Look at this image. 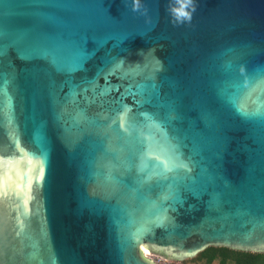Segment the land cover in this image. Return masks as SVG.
Masks as SVG:
<instances>
[{
    "label": "water",
    "instance_id": "1",
    "mask_svg": "<svg viewBox=\"0 0 264 264\" xmlns=\"http://www.w3.org/2000/svg\"><path fill=\"white\" fill-rule=\"evenodd\" d=\"M173 5L0 0V264L264 253V0Z\"/></svg>",
    "mask_w": 264,
    "mask_h": 264
},
{
    "label": "trees",
    "instance_id": "2",
    "mask_svg": "<svg viewBox=\"0 0 264 264\" xmlns=\"http://www.w3.org/2000/svg\"><path fill=\"white\" fill-rule=\"evenodd\" d=\"M192 260L203 264H264V253L242 252L224 247H209Z\"/></svg>",
    "mask_w": 264,
    "mask_h": 264
},
{
    "label": "snow or ice",
    "instance_id": "3",
    "mask_svg": "<svg viewBox=\"0 0 264 264\" xmlns=\"http://www.w3.org/2000/svg\"><path fill=\"white\" fill-rule=\"evenodd\" d=\"M45 55H48L47 53ZM52 63H57V57L55 54H52ZM119 65L116 66V69L114 70H119ZM111 74V73H110ZM0 91H3V85H0ZM85 92L88 91V89H84ZM107 94V89L103 90L101 92V95H106ZM73 102H75V99L73 98ZM258 104V107L256 108V110L254 112H249L247 110L246 104H241V106L237 107V112H239L242 116L247 117L250 115H264V104H260L258 101L256 102ZM125 108V112L129 111V109L127 108V106H124ZM174 151L175 148L173 149ZM178 169H185L187 172H190L191 170L188 168V165L186 163H184L182 160H180V156L179 153H176V156L174 157V159L171 161L170 166L165 168V172L168 171H176ZM114 178L109 174L108 176L105 177V180L107 181H112Z\"/></svg>",
    "mask_w": 264,
    "mask_h": 264
},
{
    "label": "clouds",
    "instance_id": "4",
    "mask_svg": "<svg viewBox=\"0 0 264 264\" xmlns=\"http://www.w3.org/2000/svg\"><path fill=\"white\" fill-rule=\"evenodd\" d=\"M141 9V0H132V10ZM174 23L190 22L195 12L194 0H174V5L168 9Z\"/></svg>",
    "mask_w": 264,
    "mask_h": 264
},
{
    "label": "built area",
    "instance_id": "5",
    "mask_svg": "<svg viewBox=\"0 0 264 264\" xmlns=\"http://www.w3.org/2000/svg\"><path fill=\"white\" fill-rule=\"evenodd\" d=\"M145 258L152 260L156 264H171L170 260H167L158 254H152V253H147L145 252L144 254Z\"/></svg>",
    "mask_w": 264,
    "mask_h": 264
},
{
    "label": "rangeland",
    "instance_id": "6",
    "mask_svg": "<svg viewBox=\"0 0 264 264\" xmlns=\"http://www.w3.org/2000/svg\"><path fill=\"white\" fill-rule=\"evenodd\" d=\"M194 259V258H192ZM192 259H186L184 261H177V260H170L171 264H203V263H199V262H195ZM217 264V263H215Z\"/></svg>",
    "mask_w": 264,
    "mask_h": 264
}]
</instances>
